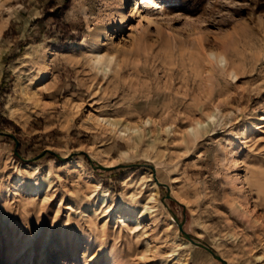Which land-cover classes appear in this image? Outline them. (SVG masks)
Wrapping results in <instances>:
<instances>
[{
	"label": "rangeland",
	"instance_id": "obj_1",
	"mask_svg": "<svg viewBox=\"0 0 264 264\" xmlns=\"http://www.w3.org/2000/svg\"><path fill=\"white\" fill-rule=\"evenodd\" d=\"M133 1L0 0V264H264V0Z\"/></svg>",
	"mask_w": 264,
	"mask_h": 264
},
{
	"label": "bare ground",
	"instance_id": "obj_2",
	"mask_svg": "<svg viewBox=\"0 0 264 264\" xmlns=\"http://www.w3.org/2000/svg\"><path fill=\"white\" fill-rule=\"evenodd\" d=\"M110 3H113L114 5L118 6L119 9H123L126 5L127 0H109ZM160 2H158V0H135L133 1V7H132V15L131 17H135L137 16L138 18H140V16H142V8L144 7L145 9H149L152 8L155 5H158ZM117 7V8H118ZM158 7V6H157ZM122 14V11H119ZM144 18V17H143ZM141 19V18H140ZM145 19V18H144ZM144 25L142 24V22L138 21V26L137 29H143ZM193 41V38L190 35H186L185 38H183V45H184V49L186 52H191L192 48H191V43ZM199 47L200 44L198 45ZM205 50V49H203ZM209 56L212 57L213 60H215L218 63L221 62H225L224 64H226V57L221 54V53H216V52H208ZM113 56H110L109 54L103 52V51H98V50H93L91 52V61L92 64L97 67V69H101L103 72L110 70V65L113 62ZM47 72H42L41 75L39 76V82L41 80H44L45 78H47ZM235 76V75H234ZM37 94V93H35ZM34 93L30 96V93H28L27 96V101H33L34 97H33ZM36 100V99H35ZM34 100V101H35ZM36 102H38L36 100ZM80 103H72V102H68L66 104V107L68 108V110L72 113V112H77L80 109ZM10 112L11 114L14 113V107H10ZM213 116H209V118H211ZM88 118H90V120L98 127L104 129V130H108L126 140H131L132 136L138 131V129L135 126H129V125H121L120 123L114 121L113 119H107L104 117H99L96 115H89ZM262 119L264 120V115H262ZM150 120L149 118L146 119L143 123L147 124L149 123ZM204 125L200 122L196 123V126H193L191 128H189L188 133L194 137L197 138V136L200 134V131L203 129ZM132 148L129 147L126 150H122L118 157L116 159H112L111 161H109L107 166H111L113 165V163L117 164L118 162H122V161H126L128 159H130V155H131V151ZM151 180V179H150ZM152 184L155 186V182L151 181ZM102 200V204L103 206L105 205V196L103 195L101 197ZM149 200H153V198L150 197Z\"/></svg>",
	"mask_w": 264,
	"mask_h": 264
},
{
	"label": "water",
	"instance_id": "obj_3",
	"mask_svg": "<svg viewBox=\"0 0 264 264\" xmlns=\"http://www.w3.org/2000/svg\"><path fill=\"white\" fill-rule=\"evenodd\" d=\"M59 158H61V157H59ZM94 167H96L98 169H101V170H110V169L114 168L115 166H105V165L99 164L98 162H95ZM167 197H170L169 192H167ZM178 229L190 243H192L193 245H196L198 247L203 248L204 250L209 252L214 258L219 260L222 264H226V261L221 256L216 254L208 245H206V244H204V243H202L200 241L194 240L188 233H186L183 230L182 223L178 224Z\"/></svg>",
	"mask_w": 264,
	"mask_h": 264
},
{
	"label": "trees",
	"instance_id": "obj_4",
	"mask_svg": "<svg viewBox=\"0 0 264 264\" xmlns=\"http://www.w3.org/2000/svg\"><path fill=\"white\" fill-rule=\"evenodd\" d=\"M59 19V18H58Z\"/></svg>",
	"mask_w": 264,
	"mask_h": 264
}]
</instances>
